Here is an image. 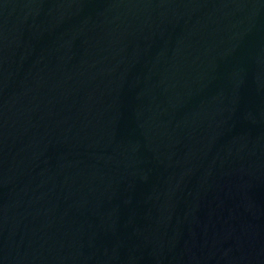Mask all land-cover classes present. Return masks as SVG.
I'll use <instances>...</instances> for the list:
<instances>
[{
    "label": "water",
    "instance_id": "95a60500",
    "mask_svg": "<svg viewBox=\"0 0 264 264\" xmlns=\"http://www.w3.org/2000/svg\"><path fill=\"white\" fill-rule=\"evenodd\" d=\"M0 264H264V0H0Z\"/></svg>",
    "mask_w": 264,
    "mask_h": 264
}]
</instances>
